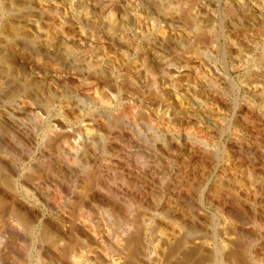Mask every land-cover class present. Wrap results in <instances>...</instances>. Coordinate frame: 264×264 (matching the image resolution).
Instances as JSON below:
<instances>
[{"label":"bare ground","instance_id":"obj_1","mask_svg":"<svg viewBox=\"0 0 264 264\" xmlns=\"http://www.w3.org/2000/svg\"><path fill=\"white\" fill-rule=\"evenodd\" d=\"M223 2L0 0V256L264 264L243 245L264 236V0ZM149 16L151 65L79 54L92 32L133 55L118 31L143 41Z\"/></svg>","mask_w":264,"mask_h":264},{"label":"rangeland","instance_id":"obj_2","mask_svg":"<svg viewBox=\"0 0 264 264\" xmlns=\"http://www.w3.org/2000/svg\"><path fill=\"white\" fill-rule=\"evenodd\" d=\"M226 1L227 0H224V2H223V5L224 6H226ZM169 5V4H168ZM167 4H166V6L167 7H165V8H169V6H168ZM225 12V10H221V12ZM148 19H150V20H148ZM152 19H153V21H152ZM159 19V20H158ZM146 20V22L148 23V26H149V33H148V35L145 37V39L143 40V41H137V39H135L134 37H128V36H125L124 34H123V32H121V30H119L118 31V36H119V38H121V40H123V42L126 44V46H129L130 48H131V51L130 52H134V54L132 55V54H130L131 56H127V51H124V50H122L121 51V49H119V46H117L116 44H114V43H112V42H110V41H107L106 40V38H105V35L104 34H101V33H99V35L97 34H92V32H90V36L91 35H93V36H95L96 38L95 39H97L98 37V39H97V41H100V44H95V43H97V41L95 40V42H94V44H93V42L91 43L90 41H88V43H90V44H88V45H85V46H83V47H81L80 49H79V51L81 50V52H79V54L80 53H82V54H80L81 56H85V57H87L90 61H95L96 62V58H97V62L98 61H102V62H105V63H108L109 61H110V57H111V61L110 62H115V63H118V64H120V66L118 65V64H115L114 63V68H113V70H112V73L114 72V74L113 75H115V76H119L120 74H122V72L124 73V72H129L128 70H131L132 68H133V70H134V68H136V67H138V68H140L139 66H141V65H148V64H152V57H151V55L153 54H155V52L157 51H154V49H153V47H154V45H153V43L155 42L154 40L152 41V40H150V39H153V37H158V35L159 34H161V33H163V32H165L166 30H167V27H166V25H165V23L160 19V18H157L156 16H149V18L147 17V19H145ZM159 21V22H158ZM161 22V23H160ZM149 23H152V24H149ZM163 25V26H162ZM161 26V27H160ZM165 26V27H164ZM46 27H48L49 28V26H46ZM152 27H154V28H152ZM52 30H54V27L52 28V27H50ZM49 28V29H50ZM125 28L126 29H129L130 27H128L127 25L125 26ZM152 28V29H151ZM151 29V30H150ZM160 29V30H159ZM159 34H158V33ZM155 34V35H154ZM151 35H153V36H151ZM147 37H151L150 39L148 38V39H146ZM126 38V39H125ZM103 41H102V40ZM155 40H156V38H154ZM129 40V41H128ZM135 42H134V41ZM146 40V41H145ZM148 40V41H147ZM103 42H105L104 44H101V43H103ZM106 42H108V43H106ZM130 43V45H129V43ZM142 42V43H141ZM146 42V43H145ZM150 42V43H149ZM135 43H136V45H135ZM143 44V45H142ZM149 44H151V46H149ZM103 45V46H102ZM107 45H109V47L107 48ZM114 45H116V47L114 46ZM152 45H153V47H152ZM89 46V47H88ZM111 46V47H110ZM88 47V48H87ZM92 47H94V48H96L95 50H94V48H93V51H92ZM112 47H114L115 48V50L114 49H112ZM149 47H151L150 49H149ZM136 48V49H135ZM148 48V49H147ZM99 49H101L100 51H99ZM103 49V50H102ZM83 50V51H82ZM99 51V52H98ZM102 51V52H101ZM115 51H117V52H115ZM148 51H150V54H149V52ZM171 51H175L173 48L171 49ZM97 52V53H96ZM141 52V53H140ZM152 52V53H151ZM154 52V53H153ZM84 53V54H83ZM99 53H100V55H99ZM107 53V54H106ZM121 54V55H119V54ZM123 53V54H122ZM144 53H146V56L144 55ZM148 53V54H147ZM98 55H99V57H98ZM119 55V56H118ZM123 55V56H122ZM125 55V56H124ZM140 55V56H139ZM90 56V57H89ZM122 56V57H121ZM134 56V57H133ZM149 56V57H148ZM118 57V58H117ZM132 57V58H131ZM142 58V60H141V58ZM105 58H107V59H105ZM120 58H122V59H120ZM138 58H140V59H138ZM92 59V60H91ZM128 59V60H127ZM108 60V61H107ZM119 60L121 61V62H119ZM140 60V61H139ZM151 60V61H150ZM107 61V62H106ZM117 61V62H116ZM141 61H143V62H141ZM96 62V63H97ZM92 63V62H91ZM94 63V62H93ZM95 63V64H96ZM140 63V64H139ZM133 64V65H132ZM116 65H118V66H116ZM139 65V66H138ZM131 66V67H130ZM136 66V67H135ZM127 67H128V70H127ZM117 69V70H116ZM125 70V71H124ZM133 70H131V71H133ZM116 72V73H115ZM120 72V73H119ZM118 74V75H117ZM236 75V74H235ZM171 163H169V165H170ZM172 165V164H171ZM170 165V167L172 168V166ZM232 168V167H231ZM120 182V184H121V181H119ZM119 182L117 181V182H115L114 184H119ZM116 184V185H117ZM71 185V187H74V183H72V184H70ZM203 186L204 185H202L201 186V188H197L196 187V189L194 188L193 190H194V192H193V194H195L194 195V197L196 198V200H198V201H200L199 199L201 198L200 197V194H201V191H202V188H203ZM51 189H52V187H51ZM197 190V191H196ZM55 192V191H54ZM259 194H262V193H259ZM198 195V196H197ZM17 196H18V198H20L21 200H25L24 199V196H23V194H21V193H19V194H17ZM197 198H199V199H197ZM256 202H257V207H259L260 209H262L263 211H264V193L262 194V195H258L257 197H256ZM67 203H68V199H67V201H64V203H63V207L62 208H65V206L67 205ZM217 212H218V209L216 208V205H213V206H210L209 207V209H208V211H207V213L205 214V217L207 216L208 217V219H209V221L207 220V217L205 218V225L208 227V229H209V237L210 238H212L213 239V237H215L214 235H213V227H212V223H213V220H214V215H216L217 214ZM214 213V214H213ZM43 216H44V218H53L54 216H55V212L53 213V212H43ZM213 216V217H212ZM213 219H212V218ZM211 218V219H210ZM212 220V221H211ZM211 223V224H210ZM199 226V225H198ZM211 226V227H210ZM213 235V236H212ZM244 242L243 243H245V244H243L244 246H245V248H246V250H247V252L249 253L248 255H249V257H251L250 259L251 260H254V257H258V256H260L261 255V252H262V248H263V246H264V236L263 237H261L260 238V240H252V241H248V243H247V241L246 240H243ZM250 243V244H249ZM248 244V245H247ZM31 249H32V244L30 243H28V244H20V243H14V245L11 247V246H9V245H6L4 248H3V251H2V254H1V256H0V264H52L51 262L49 263V261L47 260L46 262H44L43 261V263L42 262H39L38 261V259H37V257L34 255V254H36V253H30V251H31ZM19 250H21V251H25L24 252V255L22 254H20L18 251ZM261 250V251H260ZM27 253H30V254H27ZM251 254V255H250ZM260 254V255H259ZM37 262V263H36ZM48 262V263H47Z\"/></svg>","mask_w":264,"mask_h":264}]
</instances>
